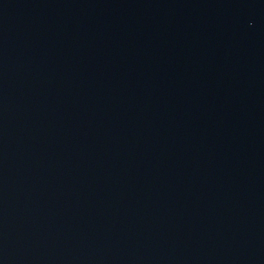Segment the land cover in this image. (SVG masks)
I'll list each match as a JSON object with an SVG mask.
<instances>
[{
    "label": "water",
    "instance_id": "1",
    "mask_svg": "<svg viewBox=\"0 0 264 264\" xmlns=\"http://www.w3.org/2000/svg\"><path fill=\"white\" fill-rule=\"evenodd\" d=\"M0 264H264V0H0Z\"/></svg>",
    "mask_w": 264,
    "mask_h": 264
}]
</instances>
